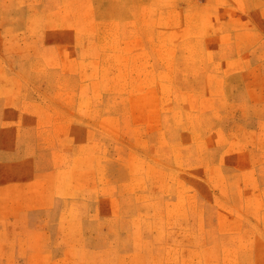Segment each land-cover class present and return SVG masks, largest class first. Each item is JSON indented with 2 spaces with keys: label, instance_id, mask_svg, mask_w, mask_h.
I'll return each mask as SVG.
<instances>
[{
  "label": "rangeland",
  "instance_id": "374dc122",
  "mask_svg": "<svg viewBox=\"0 0 264 264\" xmlns=\"http://www.w3.org/2000/svg\"><path fill=\"white\" fill-rule=\"evenodd\" d=\"M0 264H264V0H0Z\"/></svg>",
  "mask_w": 264,
  "mask_h": 264
},
{
  "label": "crops",
  "instance_id": "0c3cea01",
  "mask_svg": "<svg viewBox=\"0 0 264 264\" xmlns=\"http://www.w3.org/2000/svg\"><path fill=\"white\" fill-rule=\"evenodd\" d=\"M177 144L178 143L176 142V145ZM69 169L70 167L63 170L55 169L53 170V172H51L50 177L47 179L40 178L35 181L34 180L28 181L29 184H25L24 187L32 186L34 192L30 191L26 197V200L35 202L33 206L38 208L53 206L55 204V199L57 197L55 191L56 183L60 181V177H62L64 173H66V171H69ZM162 219H163V223L169 224L170 222L169 219H164V216L162 217ZM178 219L179 218L176 217L173 218V220H178Z\"/></svg>",
  "mask_w": 264,
  "mask_h": 264
}]
</instances>
